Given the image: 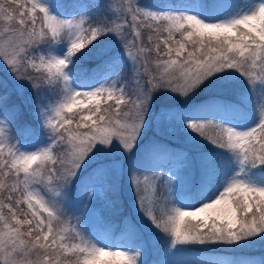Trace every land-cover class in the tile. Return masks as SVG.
Wrapping results in <instances>:
<instances>
[{
    "label": "snow or ice",
    "instance_id": "obj_1",
    "mask_svg": "<svg viewBox=\"0 0 264 264\" xmlns=\"http://www.w3.org/2000/svg\"><path fill=\"white\" fill-rule=\"evenodd\" d=\"M0 67V264H264V0H0Z\"/></svg>",
    "mask_w": 264,
    "mask_h": 264
},
{
    "label": "trees",
    "instance_id": "obj_2",
    "mask_svg": "<svg viewBox=\"0 0 264 264\" xmlns=\"http://www.w3.org/2000/svg\"><path fill=\"white\" fill-rule=\"evenodd\" d=\"M74 2H78V3L87 2L88 4L94 3V1H92V0H74ZM90 65H91V62L86 61L84 66H85V68H88ZM158 103H159V99H158ZM245 254L248 256H251L253 258L259 259L261 255H264V250H262V249H248V250H245ZM191 255L193 257H200L203 254L201 252L197 251V252H193Z\"/></svg>",
    "mask_w": 264,
    "mask_h": 264
},
{
    "label": "rangeland",
    "instance_id": "obj_3",
    "mask_svg": "<svg viewBox=\"0 0 264 264\" xmlns=\"http://www.w3.org/2000/svg\"><path fill=\"white\" fill-rule=\"evenodd\" d=\"M95 2V0H92ZM82 4H88L87 2H82ZM0 72L2 73L3 72V68L0 67ZM47 102V101H46ZM150 134V133H149ZM17 139H19V137H17ZM89 223H91V220H89ZM252 249H260L259 247H256V248H252Z\"/></svg>",
    "mask_w": 264,
    "mask_h": 264
}]
</instances>
